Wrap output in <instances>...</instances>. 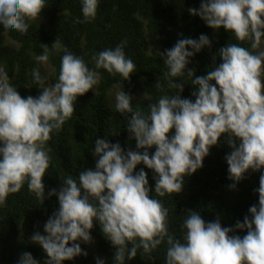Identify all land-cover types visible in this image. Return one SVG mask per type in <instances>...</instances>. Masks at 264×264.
Here are the masks:
<instances>
[{"label":"clouds","instance_id":"clouds-1","mask_svg":"<svg viewBox=\"0 0 264 264\" xmlns=\"http://www.w3.org/2000/svg\"><path fill=\"white\" fill-rule=\"evenodd\" d=\"M46 3L0 0V26L26 34L30 22L40 20ZM99 3L80 0L83 20L78 22L95 20ZM188 12L215 31L231 32L238 43L220 48L221 62L217 65L214 56V67L204 76H196L187 66L202 49L211 47L206 34L179 39L159 52L167 69L163 78L175 89L174 95L160 96L148 105L147 114L134 110L133 97L123 90L115 95V111L130 114L126 129L136 150L125 151L118 142L98 137L91 151L94 169L81 171L76 179L65 178L58 192H45L43 178L51 163L46 145L51 134L72 118L77 98L100 83L99 70L130 80L136 65L124 51L126 42L94 53V68L64 47L56 83L46 86L39 68L32 70L40 91L37 97L22 98L8 73L0 70V207L25 184L41 205L46 197H57L59 208L48 217L43 234L37 231L30 237L46 253L43 264L86 257L81 243H93L91 231L97 224L115 249L114 264L135 259L138 249L151 254L165 243V264H264V0H201L198 9ZM42 46V54L34 57L38 64H47L50 52L61 48L57 41L51 48ZM179 77L197 86L194 101L182 98L184 83L174 79ZM156 87H163L159 79ZM221 138L232 149L224 157L230 190L249 172L260 173L254 190L258 205H252L233 227H222L219 218L205 222L200 213L189 210L181 225V242L169 233V210L150 196L148 174L143 168L136 171L137 166L152 170L157 197L179 195L185 177L203 167ZM244 231L243 237L235 234ZM17 264L41 262L24 252ZM95 264L106 262L96 257Z\"/></svg>","mask_w":264,"mask_h":264},{"label":"trees","instance_id":"trees-1","mask_svg":"<svg viewBox=\"0 0 264 264\" xmlns=\"http://www.w3.org/2000/svg\"><path fill=\"white\" fill-rule=\"evenodd\" d=\"M200 3L201 0H100L95 20L83 23L78 22L83 20L80 0H47L40 20L30 22L26 34L15 30L9 32L0 26V70L8 73L10 83L22 98L40 94L38 85L33 83L34 68L38 67L41 76L47 78L46 86L57 82L64 47L82 57L89 68H94V53L126 42L124 51L136 65L129 81L99 70L101 80L92 90L95 94L89 91L78 97L72 118L59 132L51 134L52 139L46 145L51 163L43 178L46 193L51 189L58 192L65 178L76 179L81 171L94 169L95 158L91 151L98 137H107L113 144L118 142L125 151L136 150V142L129 139L126 129L130 114L122 116L116 112L110 94L116 88L118 92L123 90L133 97L134 110L143 114H147L148 105L160 96L174 95L175 89L169 88L163 78L167 69L159 52L172 48L179 39H198L201 34H206L211 47L202 49L187 66L196 76H204L214 67V56L217 65L221 62L217 55L220 48L227 43H238L231 32H225L223 28L215 31L198 16L189 14L188 9H198ZM55 41L61 48L50 52L46 64L49 70L46 71L34 57L42 54V45L51 48ZM241 46L250 47L248 43ZM158 79L162 89L156 87ZM174 79L184 83L182 98L194 101L192 92L197 86L186 77ZM140 95L146 96L147 100ZM231 150L221 138L219 146L210 149L203 167L185 177L182 193L163 198L154 193L152 170L142 164L137 166L136 171L143 168L148 174L149 186L153 189L150 196L160 199L169 210V233L174 239L183 242L181 225L189 210L200 213L205 222L219 218L222 227H233L237 220L243 221L252 205H258V194L254 190L259 187L260 173L249 172L235 190L229 188L232 181L227 179L228 165L224 157ZM154 151L155 148L151 149L150 154ZM58 208L56 196L46 197L41 205L29 192L27 184L20 192L10 194L6 205L0 207V264H17L24 252L31 253L43 264L46 253L33 244L30 237L37 231L43 234L45 222ZM235 234L243 237L246 231ZM91 235L93 243H81L87 256L76 257L64 264H95L96 257L103 258L106 264H114L115 249L98 224ZM166 249V243L151 254L138 249L136 258L126 260L125 264H165Z\"/></svg>","mask_w":264,"mask_h":264},{"label":"rangeland","instance_id":"rangeland-1","mask_svg":"<svg viewBox=\"0 0 264 264\" xmlns=\"http://www.w3.org/2000/svg\"><path fill=\"white\" fill-rule=\"evenodd\" d=\"M261 49H264V43H262V45H261ZM41 66H42L46 71L49 70L46 64H41ZM117 93H118V90H117V88H116V89H114V90L111 92V94H110V98H111V100L113 101V103H115V95H116ZM140 96H142L145 100H147V97H146V96H144V95H140ZM137 97H138V95H137ZM144 99H143V100H144Z\"/></svg>","mask_w":264,"mask_h":264}]
</instances>
